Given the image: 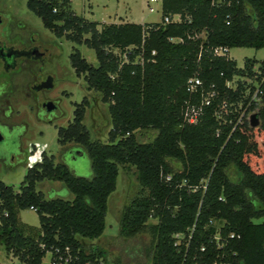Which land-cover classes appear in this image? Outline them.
I'll use <instances>...</instances> for the list:
<instances>
[{
  "label": "trees",
  "instance_id": "obj_1",
  "mask_svg": "<svg viewBox=\"0 0 264 264\" xmlns=\"http://www.w3.org/2000/svg\"><path fill=\"white\" fill-rule=\"evenodd\" d=\"M26 5L54 36L94 51L96 66L77 48L69 59L87 89L108 105L110 129L105 142L90 137L84 98L57 136L61 145L73 142L85 151L91 177L42 152L17 190L0 181L5 253L22 264H42L48 250L69 246L81 264H99L102 251H86L81 240L101 236L119 165H132L140 189L121 213L119 234L135 235L154 219L150 264H264V222L251 221L264 214V103L255 129L245 120L235 126L233 111L245 92L239 79L253 78L256 60L238 67L228 53H214L264 48V0H161L160 22L144 24L89 21L70 9V0ZM174 15L179 21H164ZM192 77L201 81L194 94L186 91ZM234 78L232 89L227 83ZM211 91L216 95L197 123L186 122L185 101L199 104ZM146 130L155 134L145 140ZM44 180L61 182L73 198H47L36 189ZM31 208L38 229L19 220V212Z\"/></svg>",
  "mask_w": 264,
  "mask_h": 264
},
{
  "label": "rangeland",
  "instance_id": "obj_2",
  "mask_svg": "<svg viewBox=\"0 0 264 264\" xmlns=\"http://www.w3.org/2000/svg\"><path fill=\"white\" fill-rule=\"evenodd\" d=\"M27 0H0V11L9 20L29 27L37 38L41 39L53 53L46 71L52 77V88L48 98L56 103V111L45 113L37 105V100L27 90L24 94L19 92L12 95V109L8 111L11 117L6 120L7 130L10 126L15 128L13 137L15 144L6 142L0 145V181L18 189L29 166L40 161L42 152L53 155L55 162H61L77 176L89 178L92 175L90 160L85 151L73 142L61 145L58 142L57 130L66 127L72 121L76 103L87 98L89 104L85 109L83 124L87 127L92 139L102 142L107 140L110 129L107 104L103 103L97 93L88 90L84 75H77L71 66L69 55L77 48L87 62L97 65L94 51L84 44H76L64 38L54 36L47 30L39 17L27 8ZM148 0H70V9L78 16L89 21L103 24L131 22L155 23L161 20V0L151 3L156 9L150 12L147 7ZM100 28V26H98ZM27 30L24 29L23 33ZM15 31L14 33H16ZM22 33V30H19ZM228 56L242 67L244 60L254 58L256 67L264 59V48L237 47L229 49ZM24 79H27L24 75ZM236 80V79H235ZM234 86V81L230 82ZM256 111L253 109L251 112ZM255 129V128H254ZM153 130L141 132L143 139L152 138ZM15 145V146H12ZM234 171L231 169V173ZM137 172L132 165H119L115 190L107 199V211L104 219V229L100 237L81 240L86 251L98 249L102 251L101 262L104 264H150L154 238L150 227L156 222L150 219L145 229L132 236L119 234V218L129 201L138 193L140 186L137 182ZM235 179V178H233ZM36 189L44 193L47 198L59 197L72 199L73 195L63 187L59 181L44 180L36 184ZM21 223L39 228L37 213L32 209L19 212ZM254 224L264 222V214L253 217ZM49 253L42 264H48ZM18 261L16 257L7 255L0 247V264Z\"/></svg>",
  "mask_w": 264,
  "mask_h": 264
},
{
  "label": "flooded vegetation",
  "instance_id": "obj_3",
  "mask_svg": "<svg viewBox=\"0 0 264 264\" xmlns=\"http://www.w3.org/2000/svg\"><path fill=\"white\" fill-rule=\"evenodd\" d=\"M28 28L18 22L14 24V20H9L0 11V145L7 141L16 143L13 140L15 128H5L6 120L12 115L9 116L8 111L12 109L13 93L24 94L27 90L45 113H52L57 108L55 101L47 95L52 88V77L45 73L53 53ZM24 29L26 33H23ZM24 75L27 79H24ZM48 103L53 106L51 110L46 109Z\"/></svg>",
  "mask_w": 264,
  "mask_h": 264
},
{
  "label": "built area",
  "instance_id": "obj_4",
  "mask_svg": "<svg viewBox=\"0 0 264 264\" xmlns=\"http://www.w3.org/2000/svg\"><path fill=\"white\" fill-rule=\"evenodd\" d=\"M155 2H158V0H148L147 7L150 12L156 11V9L150 5L151 3H155ZM160 10H161V7H160ZM164 21L165 22H169V21L176 22V21H179V16L174 15L172 17H166ZM228 52H229V49L227 48L220 47V48L214 49V53L217 56L225 55ZM154 53L155 52L152 51V54ZM252 71L254 72L253 78L244 77V78L239 79L245 85V92H244L242 101L238 102L236 106L234 105L233 111L238 113L237 122L235 126L237 124L242 123L244 120L247 122V117L252 111L251 110L246 113L247 108L254 105L255 109L257 110V108L264 103V92L261 88L262 84H264V59L260 62L258 67L254 65L252 68ZM235 79L238 80V78H234L232 81H230V82L234 81V86H231L230 82L227 83V86L234 89L236 87ZM200 86H201V81L197 77H192L187 80L186 91L189 92L190 94H194L198 91V87ZM215 95L216 93L214 91L208 92L204 96L201 95L199 104L190 103L188 101H185V109H184L183 115H184L186 122H188L189 124H196L199 116L202 114V108L204 106L210 105L211 99ZM243 100H245L246 102L244 103ZM243 104H245L244 107H243ZM227 106L228 104L226 102L222 103L221 108L225 110V114L230 113L229 110H227ZM229 106H233V104H230ZM166 178L169 179L170 176H167ZM230 237H233V235L231 234ZM47 253H49L48 264H81L78 256L72 252L69 246H65L63 249L55 248L52 250H48L46 254ZM8 264H22V263L19 261H15V262L10 261ZM82 264H95V263L91 261H85ZM99 264H103V263L99 262Z\"/></svg>",
  "mask_w": 264,
  "mask_h": 264
},
{
  "label": "water",
  "instance_id": "obj_5",
  "mask_svg": "<svg viewBox=\"0 0 264 264\" xmlns=\"http://www.w3.org/2000/svg\"><path fill=\"white\" fill-rule=\"evenodd\" d=\"M53 106L51 103H48L46 105L47 110H51ZM247 124L250 128H258L260 126V117H259V112L258 110L251 112L248 117H247Z\"/></svg>",
  "mask_w": 264,
  "mask_h": 264
},
{
  "label": "crops",
  "instance_id": "obj_6",
  "mask_svg": "<svg viewBox=\"0 0 264 264\" xmlns=\"http://www.w3.org/2000/svg\"><path fill=\"white\" fill-rule=\"evenodd\" d=\"M125 21H122V22H118V23H124ZM114 23V22H113Z\"/></svg>",
  "mask_w": 264,
  "mask_h": 264
}]
</instances>
